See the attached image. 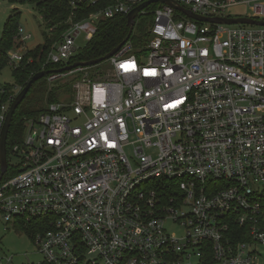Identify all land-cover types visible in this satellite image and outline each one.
<instances>
[{"label": "built area", "instance_id": "built-area-1", "mask_svg": "<svg viewBox=\"0 0 264 264\" xmlns=\"http://www.w3.org/2000/svg\"><path fill=\"white\" fill-rule=\"evenodd\" d=\"M147 1L70 19L43 68L68 66L80 34L89 42L99 20ZM168 1L264 22V0ZM238 6L249 14L225 15ZM138 15L151 18L146 37L107 61L110 79L89 68L47 76L70 80V99L47 104L12 146L21 164L7 160L15 174L0 180V221L38 222L35 264H264V27L201 23L161 2ZM30 38L17 27L5 53L13 72ZM21 89L0 106V130Z\"/></svg>", "mask_w": 264, "mask_h": 264}, {"label": "trees", "instance_id": "trees-1", "mask_svg": "<svg viewBox=\"0 0 264 264\" xmlns=\"http://www.w3.org/2000/svg\"><path fill=\"white\" fill-rule=\"evenodd\" d=\"M9 1L16 2L14 0ZM20 2L23 3L25 1L20 0ZM26 2L41 18L43 45L41 47L37 46V48L35 47V49L27 52V58H32L30 62H27L26 53L24 62L13 72L15 85L12 87H3L4 93H0V106L3 105L7 97L13 93V87L18 86L23 88L32 76L38 72L61 69L63 65H51L47 68H43V64L51 46L57 43L61 35L68 29L70 19L72 22L80 21L86 18L91 12L99 10L104 3V5H108L110 0H104L102 4L96 7L80 5L76 10L71 8L70 0H27ZM12 14L13 15L8 17L0 37V50L2 52L0 55V69L6 66L5 53L11 48L12 40L18 27L20 14H17L16 10H13ZM138 16L139 17L135 19L132 33L127 41L128 43H132L133 48H137L144 37H146V32L151 22L150 16ZM128 34L129 26L127 25L125 17L116 16L110 20H99L96 24V31L92 39L87 42V45L83 49L75 53L69 60L68 65L90 62L106 56L122 44ZM60 83L62 82L57 81L50 85L47 81V77H44L32 85L13 116L7 137V159L9 158L12 146L21 142L26 122L44 111L45 104L58 102L55 96H53V91L62 87L58 86ZM69 84L68 82L67 84H63V89L66 93H70ZM13 174H15V172L9 171L8 169L3 178L6 179ZM37 223L38 222L35 221L32 222V225L20 223L16 228L25 231L26 234L29 235V233L37 230Z\"/></svg>", "mask_w": 264, "mask_h": 264}, {"label": "rangeland", "instance_id": "rangeland-1", "mask_svg": "<svg viewBox=\"0 0 264 264\" xmlns=\"http://www.w3.org/2000/svg\"><path fill=\"white\" fill-rule=\"evenodd\" d=\"M21 3L20 0L16 2H11L9 0H0V34H2L4 25L11 15L12 10L15 8L19 13L18 26L22 27L26 34L30 35V40L26 41V45L35 46L37 48L43 45V30L41 27V19L38 14L32 10V7L24 0ZM249 14V10L246 6H238L235 8L228 9L225 13L229 17H245ZM139 17V16H137ZM87 45L84 39V34H80L76 40L77 51L83 49ZM53 46V45H52ZM51 46V47H52ZM33 47V49H35ZM31 49V50H33ZM51 49V48H50ZM30 50V51H31ZM50 51V50H49ZM26 55V54H25ZM28 57V53L26 58ZM27 62L32 60L31 57L27 58ZM89 73L92 77L96 79H110V68L108 62H103L98 66L89 68ZM70 83V80L68 81ZM63 84L67 82L60 83L58 89L53 91L56 101L67 102L70 98L66 96ZM15 81L13 77V70L4 66L0 69V88L6 86H14ZM72 86V82L69 84ZM50 88V87H49ZM53 90V89H52ZM51 90V91H52ZM15 94L18 93L17 90L14 91ZM45 104L44 107H46ZM129 154V149L126 150ZM11 167L17 168L21 164V160L12 155H9L7 159ZM9 171H13L12 169ZM171 233H177L173 227L167 226ZM37 262L42 263V257L37 253L36 247L34 246L31 238L25 231L18 228L12 227L10 224H6L0 221V263L1 264H35Z\"/></svg>", "mask_w": 264, "mask_h": 264}, {"label": "water", "instance_id": "water-1", "mask_svg": "<svg viewBox=\"0 0 264 264\" xmlns=\"http://www.w3.org/2000/svg\"><path fill=\"white\" fill-rule=\"evenodd\" d=\"M161 2L166 4L167 6L184 12L190 19L195 20L197 22L201 23H212V24H220V25H248V26H258V27H264L263 21H256L249 18H204L197 15L192 14L189 11L184 10L178 5L173 4L172 2L168 0H149L138 7H136L132 12L126 17L127 25L129 26V34L127 38L123 41L122 44H120L118 47H116L114 50H112L109 54L106 56L99 58L97 60H93L90 62H83V63H74L72 65L65 66L64 68H61L56 71H41L37 74L33 75L32 78L28 81V83L19 91V93L15 96L14 100L10 104L8 111L5 115L4 122L2 124L1 130H0V180L2 176L7 171V137L9 128L11 126V122L13 119V116L19 107V105L22 103V101L25 99L27 93L29 92L32 85L37 82L39 79L47 77L49 74L53 72L62 73L67 72L76 68H91L94 66H98L103 62L108 61L112 56H114L119 49L128 41L130 34L132 33L135 19L140 11H142L147 6Z\"/></svg>", "mask_w": 264, "mask_h": 264}, {"label": "crops", "instance_id": "crops-1", "mask_svg": "<svg viewBox=\"0 0 264 264\" xmlns=\"http://www.w3.org/2000/svg\"><path fill=\"white\" fill-rule=\"evenodd\" d=\"M13 10H16V9L14 8ZM13 10H12V13H13ZM32 10H33V9H32ZM33 11H34V10H33ZM16 12H17V14H20L17 10H16ZM12 13H11V15H13ZM11 15H10V16H11ZM38 16H39V15H38ZM39 17H40V16H39ZM40 19H41V18H40ZM0 37H1V34H0ZM42 42H43V41H42ZM12 45H13V44H12ZM26 46H27V50H26L27 52H29L31 49H33V47H35L34 45H33V46L26 45ZM11 48H12V46H11ZM11 48H10V49H11ZM27 52H26V53H27Z\"/></svg>", "mask_w": 264, "mask_h": 264}]
</instances>
